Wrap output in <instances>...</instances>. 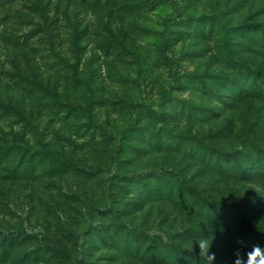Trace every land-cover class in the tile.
I'll use <instances>...</instances> for the list:
<instances>
[{"label":"rangeland","instance_id":"1","mask_svg":"<svg viewBox=\"0 0 264 264\" xmlns=\"http://www.w3.org/2000/svg\"><path fill=\"white\" fill-rule=\"evenodd\" d=\"M0 1V264H179L208 201L264 227V0Z\"/></svg>","mask_w":264,"mask_h":264},{"label":"trees","instance_id":"2","mask_svg":"<svg viewBox=\"0 0 264 264\" xmlns=\"http://www.w3.org/2000/svg\"><path fill=\"white\" fill-rule=\"evenodd\" d=\"M1 2V1H0ZM234 28L230 29L227 26H224V32H223V38H224V42H225V48L228 51V53L231 55L232 49H231V32ZM238 29H244L247 31H252V30H264L261 26L259 25H248V24H241L237 27H235V30ZM162 57L164 58V60L171 66L172 68V73L173 76L176 77L175 75V68L177 66L176 62L174 59L170 58L169 56H167L164 53V49H163V54ZM260 78L262 79L263 83H264V76H260ZM177 84H180V82L178 81ZM255 151H248V153L245 155V161L249 160V161H253L256 159L255 155L253 154ZM257 156H260L261 153L260 151H256ZM232 155L227 154L226 157L230 158L229 162H231L233 159L231 157ZM1 162V161H0ZM214 171L217 172V174L221 175V176H229V177H236V175L229 173V170L221 167V165L215 164L214 166H212ZM261 168V167H260ZM259 168V169H260ZM243 178L246 181H251L252 178H250L249 173H247L246 171H243ZM192 194L195 195V191L192 190ZM258 199L260 200V202L264 205V196L262 194H260L259 192L257 193ZM208 213L210 214L209 219H207V224L208 226L210 224L214 225L213 223H211L209 220H211V215L212 210L215 209V207L220 208L222 211L227 212V216H223V214H219L216 217H219V222L217 224H215L214 226L219 227L218 230L216 231V235L218 236V244L215 246H212L210 248V252L213 253L215 255V261L213 262V264H235V261L237 259V255H239V258L241 260V264H247V260H248V254L251 253L255 248L259 247L262 252H264V227L260 228L257 227L255 225L254 219L252 217H250V215L248 213H245L243 210H240L237 213V209L238 208H233L232 205L227 204L225 202H210L208 201ZM233 212L234 214L237 213V215H235L236 217L233 216ZM215 214V213H214ZM223 220H226V222L224 223ZM221 222V223H220ZM216 227V228H217ZM194 233L197 234H201L203 236L202 233L195 231ZM210 233V231L208 232ZM206 235V234H205ZM179 252L178 255L181 258V261L179 264H189V260L186 258L189 257H194L197 261V264H200V258L198 255L199 249H194L193 252L190 253V255L188 256H184L183 251H177ZM219 252H222L224 255H218L216 256V254H218ZM262 255H264V253H262ZM260 257H257V260H259Z\"/></svg>","mask_w":264,"mask_h":264},{"label":"clouds","instance_id":"3","mask_svg":"<svg viewBox=\"0 0 264 264\" xmlns=\"http://www.w3.org/2000/svg\"><path fill=\"white\" fill-rule=\"evenodd\" d=\"M214 238H205L202 235H195L194 238L190 239V243L192 245L191 248L187 249L189 252L194 251V245L199 249L198 255L200 258V264H213L215 261V255L210 252V248L212 245ZM262 250L257 247L251 253L248 254L247 264H264V255H262ZM257 257H260L257 260ZM189 260V264H197V261L194 257L186 258ZM235 264H241V260L239 255H237V259Z\"/></svg>","mask_w":264,"mask_h":264}]
</instances>
